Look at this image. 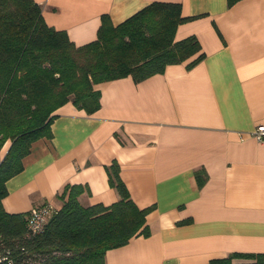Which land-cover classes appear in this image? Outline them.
Instances as JSON below:
<instances>
[{
    "label": "crops",
    "instance_id": "1",
    "mask_svg": "<svg viewBox=\"0 0 264 264\" xmlns=\"http://www.w3.org/2000/svg\"><path fill=\"white\" fill-rule=\"evenodd\" d=\"M35 1L45 22L77 45L96 38L103 15L117 25L153 1L179 3L191 18L175 38L194 35L204 57L138 82H99L92 113L61 105L51 137L34 141L6 181L3 208H58L66 184L87 187L82 205L109 204L118 199L106 170L115 161L137 206L153 208L150 234L107 250L105 264H207L264 253V142L248 136L264 124V0Z\"/></svg>",
    "mask_w": 264,
    "mask_h": 264
},
{
    "label": "trees",
    "instance_id": "2",
    "mask_svg": "<svg viewBox=\"0 0 264 264\" xmlns=\"http://www.w3.org/2000/svg\"><path fill=\"white\" fill-rule=\"evenodd\" d=\"M190 18L179 3L153 1L117 25L103 15L96 38L77 45L45 22L35 0H0V151L7 143L0 153V264H105L107 250L150 234L146 216L153 206H137L115 161L106 170L118 199L82 205L78 197L87 187L66 184L61 205L37 234L27 229L28 212H7L2 198L31 144L51 137L61 105L71 101L92 113L100 106L99 82L125 76L138 82L168 64L199 62L204 53L197 38H175ZM196 177L202 179L199 172ZM207 264H264V253L234 252Z\"/></svg>",
    "mask_w": 264,
    "mask_h": 264
},
{
    "label": "built area",
    "instance_id": "3",
    "mask_svg": "<svg viewBox=\"0 0 264 264\" xmlns=\"http://www.w3.org/2000/svg\"><path fill=\"white\" fill-rule=\"evenodd\" d=\"M248 136L259 142H264V124L255 125L249 132ZM54 207L51 202L34 205L28 211L27 229L32 234L43 231L48 217L53 213ZM7 264H11L9 261Z\"/></svg>",
    "mask_w": 264,
    "mask_h": 264
}]
</instances>
